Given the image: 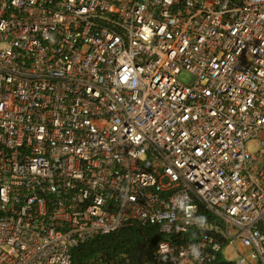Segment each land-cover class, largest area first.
<instances>
[{
	"label": "built area",
	"instance_id": "built-area-1",
	"mask_svg": "<svg viewBox=\"0 0 264 264\" xmlns=\"http://www.w3.org/2000/svg\"><path fill=\"white\" fill-rule=\"evenodd\" d=\"M132 226L264 264V0H0V264Z\"/></svg>",
	"mask_w": 264,
	"mask_h": 264
},
{
	"label": "trees",
	"instance_id": "trees-1",
	"mask_svg": "<svg viewBox=\"0 0 264 264\" xmlns=\"http://www.w3.org/2000/svg\"><path fill=\"white\" fill-rule=\"evenodd\" d=\"M159 238L153 226L123 228L75 248L74 264H142L153 257Z\"/></svg>",
	"mask_w": 264,
	"mask_h": 264
},
{
	"label": "rangeland",
	"instance_id": "rangeland-1",
	"mask_svg": "<svg viewBox=\"0 0 264 264\" xmlns=\"http://www.w3.org/2000/svg\"><path fill=\"white\" fill-rule=\"evenodd\" d=\"M180 79L184 82H188L191 79V74L187 71H184L181 75H180Z\"/></svg>",
	"mask_w": 264,
	"mask_h": 264
}]
</instances>
